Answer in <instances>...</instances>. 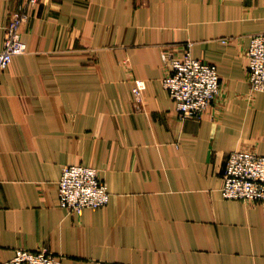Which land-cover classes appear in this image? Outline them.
<instances>
[{
	"label": "crops",
	"instance_id": "0c3cea01",
	"mask_svg": "<svg viewBox=\"0 0 264 264\" xmlns=\"http://www.w3.org/2000/svg\"><path fill=\"white\" fill-rule=\"evenodd\" d=\"M25 1L0 0V51ZM259 33L264 0L32 8L27 52L0 71V264L20 249L62 264H264V202L221 194L231 152L264 156V92H252L247 74ZM188 47L217 66L221 92L183 120L163 86L162 55ZM70 165L98 170L106 207L77 215L60 206Z\"/></svg>",
	"mask_w": 264,
	"mask_h": 264
},
{
	"label": "built area",
	"instance_id": "2783aa9c",
	"mask_svg": "<svg viewBox=\"0 0 264 264\" xmlns=\"http://www.w3.org/2000/svg\"><path fill=\"white\" fill-rule=\"evenodd\" d=\"M44 0H26L10 15L0 51V71L7 69L14 57L27 52L22 27L30 18V10ZM227 40L223 41L226 43ZM166 75L163 86L175 103L183 120L198 118L210 107L221 92L217 66L196 59L186 48L180 55L163 53ZM248 81L252 92H264V33L251 37L247 50ZM135 100L143 94L137 81L132 89ZM222 197L244 203L264 202V156L248 150L230 153L224 171ZM111 194L98 170L83 165H70L62 170L59 182L60 206L70 213L81 215L84 210H98L110 203ZM2 264H62L61 257L46 250H18Z\"/></svg>",
	"mask_w": 264,
	"mask_h": 264
}]
</instances>
